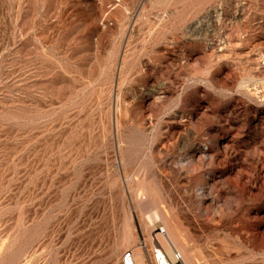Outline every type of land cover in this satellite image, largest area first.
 I'll return each mask as SVG.
<instances>
[{"label": "rangeland", "instance_id": "1", "mask_svg": "<svg viewBox=\"0 0 264 264\" xmlns=\"http://www.w3.org/2000/svg\"><path fill=\"white\" fill-rule=\"evenodd\" d=\"M163 222L264 264V0H0V264H149Z\"/></svg>", "mask_w": 264, "mask_h": 264}, {"label": "bare ground", "instance_id": "2", "mask_svg": "<svg viewBox=\"0 0 264 264\" xmlns=\"http://www.w3.org/2000/svg\"><path fill=\"white\" fill-rule=\"evenodd\" d=\"M152 218H154V216ZM156 220H157V218H156ZM152 221H153V219H152ZM163 223L165 224V227H166L167 232L165 230H163L164 227L162 226L161 229L160 228L158 229L159 232H157V235H160V241L164 245V248L163 249L165 250V253L168 256V258L172 262L177 263L176 262V259H175V254L177 253V251H179V252H182L183 254L181 255L182 260H180L178 262V264H192L190 262V260L187 258L186 253L184 252L181 244L179 243L180 240L178 241V238L170 230L167 222H163ZM154 239L157 240L156 236L154 237ZM158 244H160V243H158ZM135 257H136V260H137V264H144V259H143L142 255H141V253L139 251L136 253V256Z\"/></svg>", "mask_w": 264, "mask_h": 264}, {"label": "built area", "instance_id": "3", "mask_svg": "<svg viewBox=\"0 0 264 264\" xmlns=\"http://www.w3.org/2000/svg\"><path fill=\"white\" fill-rule=\"evenodd\" d=\"M139 246L143 250H145L149 264H178V262L182 260L181 254L176 253L175 259L177 263L172 262L166 255L163 247L158 243H155L151 247H148L146 243L141 242ZM119 264H137L134 251L132 249L124 251Z\"/></svg>", "mask_w": 264, "mask_h": 264}]
</instances>
